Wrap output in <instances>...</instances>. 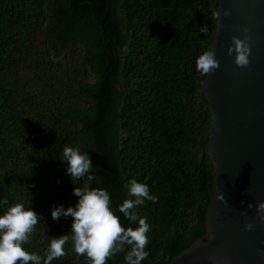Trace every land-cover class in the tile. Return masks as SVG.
I'll return each mask as SVG.
<instances>
[{"label":"trees","instance_id":"obj_1","mask_svg":"<svg viewBox=\"0 0 264 264\" xmlns=\"http://www.w3.org/2000/svg\"><path fill=\"white\" fill-rule=\"evenodd\" d=\"M216 7L110 0L101 24L106 0H0V215L23 203L42 216L26 251L44 257L51 238L71 231L72 217L51 215L75 206L83 182L66 173L65 146L88 153L90 187L109 192L125 228L138 227L119 212L134 199L130 180L158 197L135 209L151 226L142 264H169L205 234L216 176L196 59L210 50ZM65 250L51 264H88L71 241ZM125 255L107 264H125Z\"/></svg>","mask_w":264,"mask_h":264},{"label":"water","instance_id":"obj_2","mask_svg":"<svg viewBox=\"0 0 264 264\" xmlns=\"http://www.w3.org/2000/svg\"><path fill=\"white\" fill-rule=\"evenodd\" d=\"M220 18L210 50L220 67L205 75L200 90L211 114L205 153L216 176L215 188L205 214V234L169 264H264V222L256 205L264 201V0H217ZM110 0H106L109 14ZM228 9L230 15L224 17ZM241 27L249 29L250 64H234L228 55L232 37L243 39ZM223 193L227 204L217 199ZM252 207L249 208L248 205ZM245 212L246 215H241ZM252 223L250 231L243 230ZM213 239L209 240V236Z\"/></svg>","mask_w":264,"mask_h":264},{"label":"clouds","instance_id":"obj_3","mask_svg":"<svg viewBox=\"0 0 264 264\" xmlns=\"http://www.w3.org/2000/svg\"><path fill=\"white\" fill-rule=\"evenodd\" d=\"M230 14L228 9L223 11L224 17ZM213 16L219 20L220 10H216ZM199 31L207 33L208 26H201ZM239 31L243 39L233 36L232 45L227 51L229 56L235 52L233 62L237 67L246 68L250 64L251 36L247 27H241ZM219 67L212 49L204 51L196 59V70L202 75L207 76ZM63 162L67 163L66 173L70 179L83 182L81 186L73 188V195L79 198L75 206L66 209L63 205L53 207L51 215L53 220H59L62 216L72 217L71 231L51 238L44 257L30 253L25 250L24 245L29 242L42 216L23 203H15L0 215V264H51L54 259L68 255L65 247L69 241L75 254L85 256L88 264H107L110 258L120 252H126L125 264H142L150 254L146 248L150 243L148 233L151 226L135 209L143 205L145 200L157 203L158 197L150 194L148 185L135 179L130 180L125 187L129 197L134 199H125L119 206V212L130 223L138 222V227L125 228L120 217L112 210L109 192L90 187L96 177L91 174L93 164L88 153L81 152L79 147L65 146ZM217 199L227 204L223 193ZM3 204L6 205L7 201H3ZM248 207L251 208L252 205L249 204ZM256 209L260 221L264 222V201L258 202ZM241 215L246 213L241 212ZM252 228V223H245L243 230L250 231ZM208 238L211 240L213 236ZM257 253L264 255V249H257ZM209 264H215V261L210 259Z\"/></svg>","mask_w":264,"mask_h":264}]
</instances>
